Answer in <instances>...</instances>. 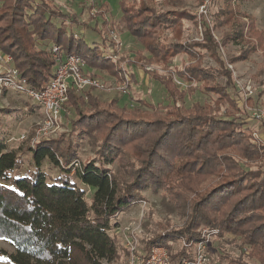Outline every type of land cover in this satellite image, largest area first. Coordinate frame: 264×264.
I'll return each instance as SVG.
<instances>
[{
  "label": "rangeland",
  "instance_id": "obj_1",
  "mask_svg": "<svg viewBox=\"0 0 264 264\" xmlns=\"http://www.w3.org/2000/svg\"><path fill=\"white\" fill-rule=\"evenodd\" d=\"M51 1L56 8L69 16L63 22L59 19H52V23L57 26L63 23L69 33L83 37L87 47L99 48L100 56L96 59H84V64L81 68L85 75L97 79L103 87L102 89L86 87L81 90H75L77 93L83 94L86 90L93 89L100 102L106 103L116 99L118 107L127 111L140 108V101L153 106L171 104L163 87L149 75L138 71L134 75L135 81H132L131 75L133 74L129 72V67L135 70L137 68L132 56L136 52L125 48L129 41L126 38L128 35H123V30L121 29L124 27L120 20L122 12L121 0ZM156 1V7L163 11L185 10L194 16V19L182 20L183 30L179 39L173 37L169 31L161 33L170 42H182L184 45L195 41L201 42L203 40L201 21L205 20L210 27L211 35L218 43L217 53L224 62H219L207 50H200L203 55L201 59L202 66L208 68L211 74L210 85L221 84L226 86L227 77L221 73L225 71L224 68L227 67L232 74L233 89L230 91V98L233 102L230 103L225 100L219 104H215L218 95L200 88L202 82L191 83L185 81L182 77L174 75V85L179 92L185 94L183 99L179 100V104H182L185 109H189L193 103L200 105L210 104L214 109L218 110L220 117L235 119L239 123L238 126L241 127L240 130L249 129L252 141L258 142L261 137H264V118L258 120L254 117V113L255 115L259 112L264 114V49L260 47L259 38L263 36L264 42V0H233V5L237 6L233 16H230L227 10H221L224 8L223 0H211L206 7V16L197 14L200 6L199 0ZM102 11L107 22L115 24L118 21L116 27L112 26L110 31L107 27L101 32L86 30L82 26L77 27L71 21L72 18H75L79 22H85L90 17L92 18L89 23L91 28L95 20H97V23H101V17L97 16L94 19V15H99ZM220 12L223 13L220 14ZM217 13H219L220 25H216L215 16ZM243 14L250 16L249 21L243 17ZM243 22H249L250 25L253 23L254 31L246 23L241 29ZM10 23L7 14H0V37L7 36L6 34L10 33L7 26H12L13 29H21L25 26H20L18 23ZM98 29H101L100 26H98ZM29 30H32V26L29 27ZM112 30H115L117 34L119 33L118 42L124 45V50L129 51V60L123 54H121L119 59H115L113 57L114 54L108 53V49L116 45L109 37ZM7 38L9 37H3L4 42ZM26 39L28 40V36ZM52 45L56 44L36 39L35 48L38 50L45 48L50 51ZM132 47H135V45L130 46V48ZM30 48L32 51L36 50L35 48ZM195 50L199 51V49ZM108 56L113 60H107ZM145 56L148 57L147 53H145ZM195 61V59H190L189 55L180 53L171 59L168 68L173 72L175 68H182ZM92 68L96 70L100 68L103 71L102 73L108 77L120 74L121 78L112 82L109 80L102 81L88 73V70ZM122 69L123 72L130 76V88L127 94L118 92V86L123 81ZM150 70H155L159 75L165 74L162 67H150ZM142 108L147 110L144 107ZM112 113L114 114V112ZM168 114L170 117L164 121L165 123L144 124V126L138 127L122 119L119 115H112L111 113H102L100 115L98 113L97 116L84 117L80 122L81 125L78 127L80 130L78 131L75 130L76 124L73 128L71 123V120L75 118L74 112L64 109L63 105V111L60 112L57 127L53 131L48 128L39 134L37 129L43 126L42 108L36 106L23 94L1 90L0 151L15 152L17 154L21 163L18 174L22 176L33 169L30 150L36 149L39 144H45L42 146L52 148L63 161L70 160L67 168L71 170V179L85 191L84 198L89 200L93 194V189L80 183L75 177V173L82 170L88 163L100 166L102 158H104L102 156H105L103 151L106 148V154L109 157H114V159L110 164L103 166L112 175H115L120 184L124 186L133 184L132 196L133 194L136 196V200L130 204V207L117 214L112 221L115 227L110 231V234L115 238L120 254V258L115 264H127L131 252H134L136 257L146 258L153 248L163 250L171 260V255L177 254L179 256V252L183 247L185 249L189 247L186 251L190 253L191 257L183 258L192 259L197 251L199 242H203L205 245V252L210 259L209 264H260L261 256H258L256 252L251 254L250 249L243 248L239 238L231 234L219 236L217 230L207 228L205 225H200L196 229L195 243H186L184 240L176 238L170 241V245H168L169 243H166V245H153L149 251L146 250L145 246L148 240H154L157 236L175 237L181 229L185 228L189 222L192 208L203 198H205L207 209H212L213 206L222 200L229 199L232 202L234 196L238 193L240 194L235 197L237 200L249 194V190L233 193L235 189L246 187L253 182L258 184L261 179L264 181V156L261 158L256 154L243 158L242 151L247 148V138L237 135L238 137L235 140L231 139L232 141L229 143L222 141L224 139L221 134L232 132L231 126L228 125L227 127L214 122L210 123L207 117L208 113H203L199 118L200 121L189 125L191 136L199 140L201 135L204 134L200 149L206 155H212L213 157H210L211 162L220 163V166L215 168L212 165V168H208L213 171L209 172L211 174H201L193 177L191 180L192 184L182 186V194L178 203H172L171 193L168 191L167 186L158 187L157 183L160 179H155L152 176L155 175L162 178L168 175L166 182L169 183V186L173 182L176 184L175 180L178 178H175L170 173L172 155L181 149L180 144H177V149H174L175 141L178 140L176 134L180 129L188 128L174 126L177 129L171 134V129L166 128L165 124L172 122L175 115L170 114V112ZM83 121H85L84 125ZM233 126L234 130H239L237 124ZM196 127L199 128L195 131ZM181 137L182 134L179 139ZM219 139V144H206V141L212 143ZM226 146L231 147L225 148ZM261 149L264 151L263 147ZM184 150L185 146L182 147L181 152ZM160 156L166 157L161 159ZM149 160L154 162L153 165L151 164L153 168L151 169L152 173H150L152 174L151 177L149 171H147L150 167ZM222 166H230V168L227 171V169L223 170ZM40 171L46 175L48 182L58 176V168L47 161L42 162ZM249 171L254 172V175L258 177L248 179L246 172ZM136 176L138 179L135 181L134 178ZM138 181L139 185L134 187V183H138ZM239 184H241V187H239ZM170 189L176 191L175 187ZM188 189L190 190L186 192ZM255 197L256 193L254 192ZM248 212V214L254 216H264V208L258 211L248 210ZM1 250L11 253L13 248L7 241L0 239ZM177 258L174 260H178ZM0 264L11 263L0 258Z\"/></svg>",
  "mask_w": 264,
  "mask_h": 264
},
{
  "label": "trees",
  "instance_id": "obj_2",
  "mask_svg": "<svg viewBox=\"0 0 264 264\" xmlns=\"http://www.w3.org/2000/svg\"><path fill=\"white\" fill-rule=\"evenodd\" d=\"M0 1V14H7L10 24L25 25L21 29L7 26L10 33L3 37L9 38L4 42L3 37H0V48L4 53L12 56L14 65L21 76L35 90H42L49 82L54 66L49 50L35 48L36 39L52 42L64 51L80 56L83 60L96 59L100 56L98 47H87L84 38L69 33L63 23L57 26L51 22L52 19H59L63 22L69 18L67 14L56 8L51 0ZM232 1L223 0L224 8L221 9L227 10L230 16H233L237 9ZM156 3V0H121V20L129 34L143 47V50L137 51L135 55L138 67L159 82L171 104L153 106L140 101V108L127 111L118 107L116 99L106 103L100 102L93 89L79 94L71 88L68 91L64 109L74 112L75 118L71 120V123L73 128L76 124L75 130L78 131L84 117L97 116L98 113L100 115L102 113L119 115L122 119L138 127L144 126V124L165 123L164 121L170 117L168 113L174 114L172 122L165 124L166 128L171 129L170 133L173 134L176 131L177 128L174 126L189 129H180L181 131H177L176 134L178 140L175 141L174 149H177V144L181 145V149L185 146L184 151L181 152L180 149L172 155L170 173L178 179L175 180L176 184L173 182L169 186V183L166 182L168 175L162 178L155 175L152 177L160 179L157 186H167L171 193V202L178 203L182 194V186L192 184L191 180L195 176L211 174L209 172L213 171L208 168H212V165L215 168L220 166V163L211 162L212 155H206L200 149L204 134L199 140L191 136L189 125L200 121L199 118L203 113H208L207 117L210 123L231 126L232 132L221 134L224 139L222 141L229 143L232 141L231 139L235 140L238 136L247 138V148L242 151L243 158L256 154L263 158L264 151L261 149V145L252 141L249 129L240 130L241 127L238 126L239 123L235 119L220 117L218 110L210 104L193 103L189 109H185L182 104H179V100L183 99L185 94L177 90L173 83V75L182 77L191 83L202 82L200 88L218 95L215 104H219L225 100L233 102L230 98V91L233 89L232 74L226 67L225 71L221 72L227 77L226 86L210 85L211 74L208 68L202 66L203 55L200 50H207L219 62L224 63L217 53L218 43L213 39L210 27L205 20L201 21L203 32L201 42H190L188 45H184L182 42H170L161 33L169 31L173 37L179 39L183 30L182 20H191L194 19V16L185 10L163 11L156 7ZM222 13L220 12V14ZM97 16L101 17V23L98 25L95 20L96 24H93L91 28L89 23L92 18L90 17L85 22H79L75 18H72L71 21L86 30L101 32L107 27L110 31L114 25L104 19L103 11L99 15L95 14L94 19ZM243 17L249 21L250 16L243 14ZM215 18L216 25H220L219 13ZM245 23L250 25L249 22H243L241 29L246 25ZM252 25L250 28L254 31ZM31 26L32 30H29ZM98 26L101 29H98ZM259 34L261 35V33ZM259 38L260 47L264 49L263 36ZM30 47L36 50L32 51ZM195 49H199V51ZM143 52L148 53V57H145ZM180 53H185L189 55L190 59L196 61L182 68H175L172 72L168 68L169 63L174 56ZM106 59L108 60V58ZM150 67H162L165 74L159 75L155 70H150ZM84 123L85 121H83V125ZM236 124L239 130H234L233 125ZM198 128L196 127L195 131ZM181 134L182 137L179 139ZM215 143L219 144L220 139L212 143L206 141V144L209 145ZM42 145L45 144H39L36 149L30 150L33 169L22 176L18 174L21 163L17 154L0 151V239L7 241L13 248L11 253L1 250L0 258L11 264H115L119 260L120 254L117 242L110 234V231L115 227L112 221L117 214L126 210L136 200V196L134 194L132 196L133 184L128 186L120 184L115 175L106 170L107 168L103 165L110 164L114 157H109L105 148L103 151L105 156H102L104 158L101 161L102 166L88 163L82 170L75 173V177L80 183L93 189L92 196L86 200L84 198L85 191L71 179V170L67 168L70 160L63 161L52 148ZM228 147L231 146L225 148ZM165 157L160 156L161 159ZM43 161L58 168V176L49 182L46 175L40 171ZM148 163L150 167L147 171L151 177L150 173H152L154 162L149 160ZM228 168L230 166H222L223 170L227 169L228 171ZM246 174L248 179L258 177L252 171L246 172ZM137 179L136 176L134 180ZM137 185H139V181L134 183V187ZM174 187L176 191L170 189ZM246 190H249V194L238 200L235 199L240 194L238 191ZM254 192L256 193L255 198ZM233 193L238 194L234 196L232 202L229 199L222 200L212 209H207L205 198H203L192 208L189 222L185 228L181 229L175 237L157 236L154 240H148L145 246L146 250L149 251L153 245H166V243L170 245V241L176 238L182 239L186 243H195L196 229L200 225H205L207 228L217 230L219 236L231 234L239 238L243 248L250 249L251 254L256 252L258 256H261L259 263L264 264V216L248 214V210L258 211L264 208V181L261 179L258 184L253 182L246 187L237 188ZM186 249L183 247L179 256L171 255V260L177 262L183 257L190 258V253ZM176 257L178 260H174Z\"/></svg>",
  "mask_w": 264,
  "mask_h": 264
},
{
  "label": "built area",
  "instance_id": "obj_3",
  "mask_svg": "<svg viewBox=\"0 0 264 264\" xmlns=\"http://www.w3.org/2000/svg\"><path fill=\"white\" fill-rule=\"evenodd\" d=\"M200 6L197 14L206 16V7L211 0H199ZM110 39L115 42L117 49L121 47V43L117 40L115 30L110 32ZM50 55L54 62L52 77L42 90L37 91L32 88L25 78L21 76L18 69L13 64V58L5 54L0 49V91L7 90L28 97L36 106L43 110V126L37 129V133H43L50 128L52 131L57 127L60 112L63 111V105L67 100V93L72 88L81 90L86 87H94L102 89V85L97 79H94L82 72L84 60L75 54L65 52L61 47L52 45ZM118 58L116 54L113 56ZM123 81L118 86V92L127 94L130 88V76L123 72ZM254 117L258 120L264 118V114L259 112ZM257 137V136H255ZM257 145L264 148V137L260 138ZM215 233V231H213ZM159 248H153L146 258L134 256L131 252L127 260V264H209L210 259L205 252L203 242L197 244V251L192 259H184L172 262L168 255Z\"/></svg>",
  "mask_w": 264,
  "mask_h": 264
},
{
  "label": "crops",
  "instance_id": "obj_4",
  "mask_svg": "<svg viewBox=\"0 0 264 264\" xmlns=\"http://www.w3.org/2000/svg\"><path fill=\"white\" fill-rule=\"evenodd\" d=\"M120 20H121V18H120ZM121 22L123 23V21L121 20ZM93 24H96V22L94 21L93 22ZM100 23H98V25H99ZM115 27H116V25L118 24V21H116V23L114 24V23H112ZM123 25H124V23H123ZM77 27H79V26H77ZM82 28H84V27H82ZM122 30H123V35H128L126 38H127V40L129 41V44L127 43V45H126V49H132V50H134L135 52H137V51H142L143 50V47H142V45L135 39V38H132L133 36H131L130 34H129V32L126 30V28H125V25H124V27L123 28H121ZM117 34V33H116ZM118 35H119V33L117 34V40L119 41V39H118ZM132 45H135V47H132V48H130V46H132ZM123 46L124 45H121V47H119L118 49H117V47L116 46H112V48L110 47L109 49H108V53H110L111 52V54L113 55V54H116V53H118L117 54V57H118V59H119V57H121V54H123L126 58H127V60H129V55H128V53H129V51L128 50H124L123 49ZM145 53L146 52H143V54H144V56H145ZM135 55H136V53H135ZM135 55L134 54H132V56L134 57V60H133V62H134V64L136 65V70L134 69V68H130L129 67V72L130 73H132L133 75H131V77H132V81L134 80V75L136 74V72H141V73H144V71L142 70V69H140L139 67H138V65H137V63H136V61H135ZM147 55H148V53H147ZM99 57V56H98ZM97 57V58H98ZM146 57V56H145ZM108 59H112L111 57H107ZM113 60V59H112ZM94 62V61H93ZM92 62V63H93ZM129 62V61H128ZM123 66V65H122ZM124 67V66H123ZM120 68V67H119ZM103 71H101L100 70V68H98L97 70L96 69H90V70H88V73H90L91 75H93V76H95V77H97V78H99L100 80H102V81H106V80H109V81H117L118 79H120L121 78V75L119 74V75H116V76H113V77H108V76H106L104 73H102ZM145 74V73H144ZM173 77H174V75H173ZM135 81V80H134ZM164 89V88H163Z\"/></svg>",
  "mask_w": 264,
  "mask_h": 264
}]
</instances>
